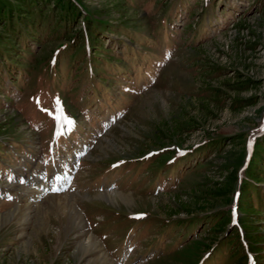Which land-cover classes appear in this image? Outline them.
<instances>
[{
    "label": "rangeland",
    "instance_id": "374dc122",
    "mask_svg": "<svg viewBox=\"0 0 264 264\" xmlns=\"http://www.w3.org/2000/svg\"><path fill=\"white\" fill-rule=\"evenodd\" d=\"M0 264H264V0H0Z\"/></svg>",
    "mask_w": 264,
    "mask_h": 264
},
{
    "label": "bare ground",
    "instance_id": "6f19581e",
    "mask_svg": "<svg viewBox=\"0 0 264 264\" xmlns=\"http://www.w3.org/2000/svg\"><path fill=\"white\" fill-rule=\"evenodd\" d=\"M50 189V186H41L39 185V192H38V195L40 194H45L48 190ZM45 217V216H44ZM91 245H89V247L87 246L86 247V251L88 250V252H91L93 250V248H97L98 247V244H97V241L95 239H92V241L90 242ZM84 247V246H83ZM85 249V248H84ZM85 251V252H86ZM101 259L104 261V262H108V257L106 255H101L100 256Z\"/></svg>",
    "mask_w": 264,
    "mask_h": 264
},
{
    "label": "trees",
    "instance_id": "16d2710c",
    "mask_svg": "<svg viewBox=\"0 0 264 264\" xmlns=\"http://www.w3.org/2000/svg\"><path fill=\"white\" fill-rule=\"evenodd\" d=\"M54 66V65H53Z\"/></svg>",
    "mask_w": 264,
    "mask_h": 264
}]
</instances>
